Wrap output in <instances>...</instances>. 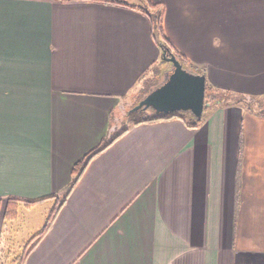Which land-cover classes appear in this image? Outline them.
I'll list each match as a JSON object with an SVG mask.
<instances>
[{"label": "crops", "instance_id": "obj_1", "mask_svg": "<svg viewBox=\"0 0 264 264\" xmlns=\"http://www.w3.org/2000/svg\"><path fill=\"white\" fill-rule=\"evenodd\" d=\"M149 1L205 84L264 98V0ZM165 64L135 9L0 0L1 261L10 223L33 224L29 240L73 165L109 142L24 264H264L263 113L216 100L196 127L171 117L120 129L114 120ZM8 197L42 199L7 220Z\"/></svg>", "mask_w": 264, "mask_h": 264}, {"label": "trees", "instance_id": "obj_2", "mask_svg": "<svg viewBox=\"0 0 264 264\" xmlns=\"http://www.w3.org/2000/svg\"><path fill=\"white\" fill-rule=\"evenodd\" d=\"M88 1L109 4V5H116V6H124V7H129V8L139 11L140 13H142L149 19V22L151 25V32L153 34V37L155 38V41L158 43L161 53L162 51H164L165 55L167 56H169L170 54H174L176 58L179 60V62L183 65V67L193 69L195 72H204V69L194 66L182 53L172 48L168 38L166 37L165 31H164L163 10L160 4L152 3L149 0H139V2L137 3L131 2L129 0H88ZM152 67L151 68L153 70L157 69L156 66H152ZM160 80L161 79L159 78L152 79L148 88L146 89V91H144V94L148 91L150 87L157 84ZM261 99L262 97L254 98V97H246L244 95H237V96L232 97L231 94H228V93L222 94V93L215 92V90L211 86H209L208 84H205L204 107L206 106V104L215 102L216 100L222 101L225 104L232 101L234 103L244 104L249 110H253L258 113L260 112L264 114V106L262 105ZM258 102H259V107H256L255 103H258ZM127 116L134 118L132 121L133 124L155 121L158 119H166V118H171V117L181 118L191 127H196L201 122V118L197 120L192 114L188 112H176V113H171L168 115H163V114L156 115V114H153L150 110L138 109L133 112L127 111ZM118 134H121V133H118ZM108 143L109 142L103 144L102 146L96 149L91 150L81 160L77 161L73 165V168H72L73 177L71 178L63 197L62 198L56 197L55 203L53 207L51 208V210L49 211L44 225L35 235H33L29 240L24 242L22 253L8 261L7 259H9L10 257L9 255H7L8 257L6 259L7 264H24L29 251L35 246L38 240L50 228L66 196L69 194L70 190L73 188L74 184L76 183L84 167L87 165L88 161L96 153H98L105 146H107ZM41 199L31 200V199H23V198H17V197H8L6 198V206L4 209L3 217L7 220L15 219L17 217V208L19 204H23L26 207H31L32 205L36 204ZM0 204H1V199H0ZM6 261L0 260V264H5Z\"/></svg>", "mask_w": 264, "mask_h": 264}, {"label": "water", "instance_id": "obj_3", "mask_svg": "<svg viewBox=\"0 0 264 264\" xmlns=\"http://www.w3.org/2000/svg\"><path fill=\"white\" fill-rule=\"evenodd\" d=\"M161 59L170 64V70L163 72L161 80L132 106L128 112L138 109L150 110L156 115L188 112L197 120L201 118L205 100V74L185 68L174 54Z\"/></svg>", "mask_w": 264, "mask_h": 264}, {"label": "rangeland", "instance_id": "obj_4", "mask_svg": "<svg viewBox=\"0 0 264 264\" xmlns=\"http://www.w3.org/2000/svg\"><path fill=\"white\" fill-rule=\"evenodd\" d=\"M165 63L166 71L170 70V64L167 62ZM261 102L264 106V98L261 99ZM132 103L133 100L126 101L125 107H122L114 118V120L117 118V122L119 123L120 129L130 124L134 119L133 117L127 116V111L132 107ZM255 106L259 107V102L255 103ZM40 212L41 210L38 209L36 211V215L40 214ZM10 226L12 227V229L6 235V237H8L6 252L10 257L9 259L6 258L7 261L13 259L15 256H18L22 253L24 242L27 241V238H24L26 237L25 233L26 231H28L29 228H33V224L31 225L26 220L24 221L22 220V218H20L18 221H16V223H10ZM14 229H16V231H14Z\"/></svg>", "mask_w": 264, "mask_h": 264}]
</instances>
